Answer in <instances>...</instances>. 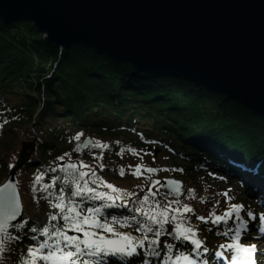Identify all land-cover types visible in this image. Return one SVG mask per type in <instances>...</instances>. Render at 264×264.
<instances>
[{
  "label": "trees",
  "instance_id": "trees-1",
  "mask_svg": "<svg viewBox=\"0 0 264 264\" xmlns=\"http://www.w3.org/2000/svg\"><path fill=\"white\" fill-rule=\"evenodd\" d=\"M31 123L38 143L22 170L27 180L37 173L49 178L50 162L68 150L59 139L72 129L93 137H124L145 152L160 145L174 163L167 167H183L178 175L187 182L194 170L207 166L239 182L250 180L254 170L264 178V122L235 101L183 78L134 69L82 45L60 50L29 21H0V184L8 171L3 157L17 150L6 126L19 129ZM116 151L117 145L103 156L113 158ZM20 181L26 182V176ZM35 205L40 209L39 200L26 207L29 215ZM11 247L14 252L4 264H14L11 258L26 250L23 239Z\"/></svg>",
  "mask_w": 264,
  "mask_h": 264
},
{
  "label": "water",
  "instance_id": "water-1",
  "mask_svg": "<svg viewBox=\"0 0 264 264\" xmlns=\"http://www.w3.org/2000/svg\"><path fill=\"white\" fill-rule=\"evenodd\" d=\"M21 20L60 50L82 45L140 71L183 78L264 122V0H0L2 23ZM33 151V142L21 144L0 187L17 185ZM22 217L23 208L13 223Z\"/></svg>",
  "mask_w": 264,
  "mask_h": 264
},
{
  "label": "snow or ice",
  "instance_id": "snow-or-ice-1",
  "mask_svg": "<svg viewBox=\"0 0 264 264\" xmlns=\"http://www.w3.org/2000/svg\"><path fill=\"white\" fill-rule=\"evenodd\" d=\"M81 135L75 136V140L79 141ZM89 145L101 147L99 142L89 140L77 151ZM102 147L107 148L108 145ZM83 167H78L77 162H68L62 168L49 170L63 174L55 175L51 184L43 185L46 198L56 200L52 206L59 210L43 227L28 228L27 218L13 223L22 215L17 185L7 183L0 187V264H4L5 253L12 250L10 246L28 235L23 231L25 228L33 234L28 239L34 243L28 247L20 264H112L110 258H114L116 264H133V258H141L140 264H210L208 259H203L210 249L198 238L192 215L185 214L193 213V209L184 206L181 210L179 207L181 188L177 181L168 180L164 184L159 180L153 181L159 186L158 190L152 192L149 189L148 194L141 198L134 193L123 192L111 183H98L100 178L95 172L84 171ZM140 171L138 166L134 174ZM157 171L155 168L147 169L149 173ZM43 179V175H38L36 183ZM57 182L61 185L59 194L49 191ZM160 188L166 189L162 193L164 202L155 199L161 195ZM68 192L70 195L66 196ZM173 196L177 198L167 199ZM132 197L135 198L129 199ZM110 209H126L130 215L109 216ZM246 217L240 205L232 206L223 214H216L213 208L207 219L196 216L198 221L206 224L210 221L217 228H222L216 234L226 237L229 242L220 245L222 250L213 254L223 257L227 264H258L257 244L241 242L249 234L250 222L257 221L251 211L246 212ZM115 226L135 228L142 236L119 232ZM257 231L261 235L254 239L264 237V215L259 217ZM161 237L168 239L162 243Z\"/></svg>",
  "mask_w": 264,
  "mask_h": 264
},
{
  "label": "rangeland",
  "instance_id": "rangeland-1",
  "mask_svg": "<svg viewBox=\"0 0 264 264\" xmlns=\"http://www.w3.org/2000/svg\"><path fill=\"white\" fill-rule=\"evenodd\" d=\"M33 127L34 126L32 125V123L28 124L27 126H21V127L18 126L19 129H16L15 127L11 125L6 126V131L8 130L12 131L11 134L15 137V141H16L15 149H17V150H14L12 153L8 154L7 156H5V158L3 157V159H5V164L7 165L8 169L11 165H14L17 159V155L20 150V143L22 141H28V142L35 143L33 139L36 138V145H37L38 138L34 135L35 133L32 132ZM77 135H81V139L79 141L75 140V136ZM85 138H93L96 142H99L101 147L99 148L90 147L86 149V150H89L88 152L89 155H86V156H85V153L84 154L79 153L78 155H75V153L77 152V148L79 147V145L82 143V141ZM124 139H125L124 137H121V140L116 139V138L111 139L109 138L108 135H99L98 137H93V136H89L88 134H86L84 130L72 129L69 135L63 136L62 138L59 139V141H61V143L64 146L66 145L68 147V150L63 152L62 155L56 160L51 161L50 165L52 166V168L55 167L59 169V168H62L68 162H77L78 167L84 166L83 167L84 171L91 170V172H95L96 176L100 178L98 183L100 181H102L103 184L111 183L114 187L120 188L123 192H129L125 190V188H131L135 185V183H139V181L137 180L134 181L133 178H127V176L125 175L128 174L129 177L133 176V174L136 172L137 165L142 161L141 159L144 158L143 153L145 149L143 148V150H141L139 148L132 149L131 147H127V146H131L130 141L126 139L124 140ZM122 140L123 142H121ZM59 141H55V142L59 143ZM105 144L108 145L107 148L102 147ZM116 145L117 146L119 145V148L116 152L111 154L113 158H109V157L106 158L101 155L105 151H110ZM149 154L150 153H148V155ZM94 155H97V157H95ZM61 157H63V159H61ZM150 157L152 156L149 155V158ZM61 163L63 164L61 165ZM156 163H157L156 166L159 167L157 179H160L162 177L171 176V171L165 167L169 164L171 165L174 163L166 160V156L164 152L159 154V157ZM179 165L181 166L182 162L181 161L179 162L178 160L177 166ZM109 166L113 167L114 169L111 172L109 171L106 172V167H109ZM121 170H123V175H121ZM91 172L89 173L90 175H91ZM182 173H183V169L181 170V174ZM193 173H194V178H192L190 182H192L193 184L199 183L202 187V188H199L201 191L212 190L210 194L212 195V198H209V197H203V198H206L205 201L210 200L211 203L219 202L218 204H216L217 207L221 205L222 203L224 204L226 200H229L233 198L234 196H237V194H239L238 192L239 187L235 186L234 184L233 185L230 184L228 182V179L225 178L224 176L223 178L219 179L217 177L208 176V174H206L205 171L204 173L200 171H193ZM195 173H200L201 175L195 176ZM5 174L7 175L8 171L5 172ZM62 174L63 173H60V175ZM38 175H41V174L37 173L34 179L27 180V175L24 174V172H19L16 174L17 179H18L17 185H18V189H19V193L21 197L22 206L29 207L32 202L36 203L37 200H39L40 209H36L37 208L36 205L32 207L33 215H31L32 217L30 221L33 224V226L43 227L50 222L49 221L50 216L57 214L59 210L55 209L52 206V203L53 202L56 203L57 201L54 199L53 200L47 199L46 198L47 194L43 190L44 184H51L53 176L51 175L48 179L41 180L40 183L37 184L36 177ZM23 176H26V182L20 181L21 179H23ZM5 179L6 178H4V180ZM28 183H33L36 186V191H39L40 196L32 194ZM144 183L145 182L142 181L140 184V187ZM56 185H58V188H56ZM59 187H61V185L60 183L57 182L55 185H53L51 189H49V191H55L57 194H59L60 192ZM93 187H95V185H93ZM104 190L111 191L110 189H106V188H104ZM189 190L190 191L192 190L191 186L189 187ZM29 192H30V196L33 199V201L28 196ZM147 192L148 191H146L145 193L148 194ZM67 195H70V192L66 193V196ZM191 195H193V193L190 192V198H191ZM155 199H159L161 202L165 201V197L163 195H159L158 197H155ZM167 199L174 200L176 199V197H168ZM184 200H189V197H186ZM183 204H184V201H183ZM251 204L253 205L252 202ZM173 207H176V205H173ZM260 210H263V209H260ZM204 213H209V211H204ZM51 223H56V222H51ZM116 230L119 232H122V229L119 227H117ZM69 234H73V233L70 232ZM135 236L141 237L142 234H136ZM212 239L218 240L219 236L213 235ZM11 249L12 250L10 252L5 253L6 258L8 254L12 256L14 252L13 247H11ZM26 255H27V248L25 252L20 253L16 256V258H11V259L14 262V264H20L22 257H25Z\"/></svg>",
  "mask_w": 264,
  "mask_h": 264
},
{
  "label": "bare ground",
  "instance_id": "bare-ground-1",
  "mask_svg": "<svg viewBox=\"0 0 264 264\" xmlns=\"http://www.w3.org/2000/svg\"><path fill=\"white\" fill-rule=\"evenodd\" d=\"M262 258L264 257V256H261Z\"/></svg>",
  "mask_w": 264,
  "mask_h": 264
}]
</instances>
